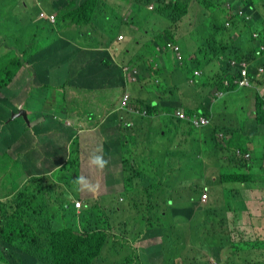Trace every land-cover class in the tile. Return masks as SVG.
<instances>
[{
    "label": "trees",
    "instance_id": "obj_1",
    "mask_svg": "<svg viewBox=\"0 0 264 264\" xmlns=\"http://www.w3.org/2000/svg\"><path fill=\"white\" fill-rule=\"evenodd\" d=\"M35 1L30 4L27 0L16 2L19 12L27 20L22 22L18 29L21 34H25L24 37L16 33L0 34V49L6 48L0 53V120L7 123L11 119L6 117L5 108L16 110V106L10 107V95L13 92L10 84L14 82L19 72L24 71V66L28 63L29 68L33 69L34 79L44 83L52 80L59 88L64 85H73L77 89L91 88L90 85L95 82L101 84L97 80L101 77L112 79L109 83L111 85L123 86L124 91H129L128 100L136 111L137 119L130 128L123 127L125 136L130 142L136 143V151L140 150V142L145 140L153 141L154 145L157 141L158 147L150 148L154 153L147 161L143 158L139 160L138 153L131 159L128 153L104 155L102 151L103 154L100 155L106 163L110 159L119 163L123 191L116 200H113L110 194L86 199L79 212L73 200L75 195L73 188L76 189L73 182L80 176L79 172H74L76 178L74 173H70L69 182L62 184L58 191L55 190L59 184L56 189L50 190L48 178L51 176L29 178L30 183L32 178L43 179L42 188L40 185L37 188L27 185L21 190L15 187L14 193L10 189L6 192L1 190L0 263L153 264L152 257L160 255L163 264H204L196 259L197 255H194L195 260L192 262L191 257H187L189 254L183 252L193 247L202 250L207 239L212 246L207 252L215 260L219 259L224 249L228 247L231 253H227L226 256L227 259L231 258V262H228L231 264H239L236 259L234 260V254L238 252L241 254L243 251L262 250L260 253L264 255V239H243L237 241L235 245L225 225L227 223L225 213H240L245 209V205L239 203L237 192L238 187L250 189L252 175L247 171L252 168H249L250 163L243 156L249 150L243 137L244 122L240 117H233L235 113L245 114L248 110L241 109L240 105L233 107L228 101L218 107V102L237 87L251 88V92H254V99L251 100L254 101L255 124L258 128L256 135L263 132L264 0H240L244 4L245 15L250 16L248 20H245V15L239 16L233 11L231 14H225L227 11L224 10V5L229 4L231 10L239 7L234 0H202L204 4L199 0ZM40 3L48 12H56L55 24L38 18L42 10ZM152 5L153 9L150 11L148 8ZM1 7L4 6L0 4V27L7 26L10 21V12L3 11ZM141 8H147L148 12L153 14V21L149 25H160L159 33L169 38L167 42H161L154 36L151 50L135 55V47L133 50L125 48L124 42L130 36L135 37L134 34L139 33V29H142L141 36L150 31L148 26L141 28L136 21L137 17L143 18L137 12ZM214 8H219L220 13ZM208 11L209 13H206ZM195 12L204 14L201 15L203 21H199L197 31L202 39L199 36L194 38L196 34L193 37L198 45V52L195 49L194 55L209 57L211 60L223 57V61L218 73V68L216 72L212 69L209 74L196 81L194 86L178 93L180 83L187 80L193 70L177 65L173 68L178 61L170 45L182 48L184 56L194 47L189 46L191 34H185L179 23ZM223 14L229 16L233 29L225 28L223 20H220ZM100 15L103 16L101 21ZM164 18H168L166 23L163 21ZM239 22L244 24V28L237 38L235 32L239 29ZM219 25L225 31L230 30L225 47L210 49L205 43L200 44L214 39L216 35L212 33V29H220ZM206 27L211 31L208 34L204 33ZM66 29L75 32L79 43H72L60 34ZM47 30L50 33L49 37H53L52 41L49 44L38 42V34ZM157 46L165 48L159 50ZM257 50L261 51V55ZM73 53L77 56L74 59ZM60 56L69 63L68 75L63 77H59V72L53 67L50 70L48 66H44L49 59H57ZM234 59L238 65L247 63L248 76L251 78L250 86H241L235 81L236 78H241L242 74L241 66L233 67L231 64ZM163 63L170 67L162 66ZM60 67L61 64L58 68ZM138 68L148 69L150 77H154L153 80L150 79L153 83H150L148 91L144 88V84L148 82L147 78L145 75H139ZM170 68H173V71ZM27 73L31 76L29 72ZM25 77L18 78L17 81L21 79V83L18 84L22 87L19 88L20 91L25 90L28 93L30 83L26 82ZM132 77L138 78L132 85L137 83L134 89L139 93L128 87L131 84L128 81H132ZM224 78L227 79L228 85H225ZM221 89L228 92L220 95L218 92ZM189 92L191 94H187ZM161 94L168 95L169 99H163L160 97ZM178 94L183 96L179 97ZM22 95L24 100L26 95ZM33 110L39 116L45 110V106L35 105ZM76 116L73 117L74 126L81 113ZM124 116L125 114H121L122 118ZM202 117L206 118L208 123L205 127L199 128L203 124ZM117 125L120 129L123 125L119 112L112 113L101 125V132L105 136H111V131L115 130ZM72 128L60 126L58 130L71 133L70 150L75 144H80V136L75 134ZM33 131L27 129V136L31 137ZM220 132L230 136L226 139V146L230 140L235 142L232 154H226L224 148L226 146L218 141ZM13 136L16 137V133ZM208 139L213 140L214 146L220 149L221 157L215 165L206 166L207 171H213L211 174L203 170L194 175L188 171L194 169L199 158L198 153ZM115 140L104 138L101 148H107L109 151ZM237 149H241L242 155L237 154ZM52 153L56 151L49 154ZM207 154L212 155V152L207 151ZM80 161L79 168H82L83 161ZM87 168L94 169L89 163ZM141 176L146 182L145 190H141L136 184V180H141ZM205 187L211 193L212 200L206 210H203L204 205L200 199ZM136 191L141 194L135 193ZM77 192L80 195V191ZM78 194L75 200L79 197ZM124 198L129 200L132 198L131 205L136 214L134 216H137L135 220L128 218L123 221L124 213H128L127 209H122L124 206L118 200L124 203ZM146 198L148 201H145ZM51 203L57 204V208L63 212L59 220L52 215L54 208H51ZM172 212L177 215L173 216ZM205 223H210L214 235L202 236L206 228ZM147 230L154 234L146 233ZM165 233L166 239L162 246L149 248L134 246L145 234L149 236ZM241 235L239 232V236ZM241 264L264 263L255 260Z\"/></svg>",
    "mask_w": 264,
    "mask_h": 264
},
{
    "label": "rangeland",
    "instance_id": "obj_2",
    "mask_svg": "<svg viewBox=\"0 0 264 264\" xmlns=\"http://www.w3.org/2000/svg\"><path fill=\"white\" fill-rule=\"evenodd\" d=\"M29 4L33 0H27ZM17 0H0V4H2L4 7H1L3 11L8 10L10 12V21H8L7 26H1L0 27V34L4 33H16L17 35L23 36L25 34H21L18 29L20 28V24L22 22H26V18L22 16V14L19 12V8H17L16 4ZM34 2H36L34 0ZM200 3L204 4L202 0H199ZM236 5L244 7V4L240 0H236L235 2ZM149 9V8H148ZM147 8H141L138 12L140 17H143L142 19L137 17L136 21L139 23V26L146 27L148 26L150 28V31L146 34H143L141 36V31L142 29H139L138 32L134 34L135 37L130 36L128 40L124 42L125 48H130L133 50L135 47V55L139 54L142 51L145 50H151L152 44H154V39L153 37L155 36L158 38L161 42H166V40L169 37H166L165 35H162L159 33L160 31V25H149V23H152V17L153 14L148 12ZM215 10H220L219 8H214ZM238 9V7L236 8ZM150 10V9H149ZM151 11V10H150ZM207 11V8L205 9ZM213 11V10H211ZM206 13H209L206 12ZM220 13V11H219ZM103 16H99V20L101 21ZM209 18V17H207ZM24 20V21H23ZM105 21V20H104ZM103 21V22H104ZM164 23L168 21V18L163 19ZM158 24V23H156ZM199 25V13H191L190 19L189 17H186L184 21L179 23V26L183 28V32L189 33L191 28L193 26ZM239 29L235 32V36L240 37V31L243 30L244 24L243 23H238ZM106 29V28H105ZM213 31V29H212ZM70 29L62 30L61 35L67 37L69 41L72 43H79V38ZM209 28H205L204 33L208 34L210 33ZM230 30L228 29L222 34L225 38L228 36V33ZM239 33V34H238ZM50 33L48 30L46 32H41L38 34V42H44V43H50L52 41L53 37H49ZM189 35V34H188ZM199 36L200 38L202 37L200 34L196 35L194 38ZM188 40L189 46H198L196 44L195 39ZM190 39V38H189ZM202 39V38H201ZM14 40V38H12ZM73 40V41H72ZM85 40V39H84ZM194 40V41H193ZM82 42V40H81ZM152 43V44H151ZM205 42H201L200 44H203ZM142 44V46H141ZM192 44V45H191ZM258 48V47H257ZM2 49V50H1ZM0 53L6 48H1ZM131 53V52H130ZM257 53L261 55V51L257 50ZM133 55V56H135ZM131 55H128L130 57ZM76 54H72V58H76ZM26 63V62H25ZM24 63V64H25ZM61 64V67L59 65ZM144 65V64H143ZM44 66H48L50 70L52 67L56 70V72H59V77H63L67 74L68 72V66L69 63L62 57L60 56L57 59H49L48 63H45ZM162 66L169 67V65H165L163 63ZM38 68V66H36ZM25 70H27L31 76H26V82L30 83V86L28 88L30 89V94H28L25 90H21L19 94H25L26 97L22 103V106H18L15 101L13 103L15 105H10V107L16 106V109H25L28 112V118L25 119L23 116L19 117H14L13 119H10L9 122H4L3 120H0V191H12L14 193V188L18 187L20 190L23 185H25V179L27 177H30L32 173H48L50 172L51 177L48 178L51 186L50 190H54L58 187L59 185L66 184L70 177V173L74 172H79L80 176L86 177L89 181L92 183H98L99 188L96 193H90L87 191H80L82 192V197L83 199H88V198H99L101 196H104V194H110L112 195L113 200H116L118 195L121 194L123 191L124 185L122 181V176H121V171H119V163L116 162V160L110 159L109 162H107L104 166V168L101 169H88L87 164L88 162H84L82 168H79L80 160H85L88 161L89 157L93 154L98 155L102 151L104 155H110L113 154L112 151L115 152H120L123 151V154H129L131 156V159H134L137 156L139 160L140 158L144 160H149L152 156L153 150L150 148L154 146V148L158 147L157 141H142L140 142L139 147L140 150L136 151V143L135 142H130L129 140H126L125 143H123V146L117 145L114 146L113 148L107 150L105 149H98V145L95 146L94 143H87L84 139H80V144H75L72 149L70 150V141L71 139L69 138L71 133L65 132V135H67V143L65 145L62 144V142H59V134L61 131H58L60 129V126L62 124L66 125L67 118L68 117H62L61 112H66V113H72L73 110H76L77 112L84 114L87 113L91 115L89 117L86 115L84 117L85 120H91V121H97L95 117H99L103 111L106 109L112 110L116 104L119 102L120 98L122 97L124 87L123 86H118V85H111L109 83L112 82V79L106 78V77H101L98 80L99 83L101 84H91V88H75L71 85H64L63 87H58V84L53 82L52 80H49L50 82H45L44 81H35L34 80V74L32 72V68H29L28 63L25 64L24 66V71L21 73L22 78H24L25 75ZM44 70V69H43ZM139 70V75L143 76L145 75L147 78V83L144 84V88L148 91L150 88V83H153L151 80L154 79L153 76L150 77V72L148 69H140ZM164 70V67H163ZM45 71V70H44ZM162 71V70H161ZM68 75V74H67ZM54 80V79H53ZM21 79H19L15 85L20 84ZM131 83V82H129ZM156 83V82H155ZM140 82L138 83V85ZM11 85V84H10ZM128 87H131L134 89V86L132 84L128 85ZM15 89H19L22 87H14ZM186 89V88H185ZM184 89V90H185ZM160 90V89H159ZM183 89H180V93L184 91ZM135 93H139V91L135 90ZM251 88L248 87H237L235 90L232 91V93H229L226 97L222 98L218 102V107H220L223 103L229 102L233 104V107H237L240 105L241 109H247L248 110V116L253 115L254 116V104L251 99H254V92H251ZM252 96H251V94ZM187 94H191L190 92ZM194 95V94H193ZM177 95H175L176 97ZM178 96H183L181 94H178ZM160 97L163 99H169L168 95L166 94H161ZM190 97V95H189ZM250 97V99H249ZM187 100H189L188 97ZM160 100V99H159ZM161 101V100H160ZM35 105H43L45 106V111L41 112L39 116H37V113L33 110V106ZM9 108V107H8ZM15 108V107H14ZM13 108L6 109L5 108V113L6 117L10 118L12 117V114L14 112L12 111ZM241 114H236L234 117L239 118L241 117ZM37 117V119H36ZM130 119L135 122L137 119L130 117ZM231 119V118H230ZM241 120L244 122V119L241 118ZM32 124L30 125V123ZM99 124L100 121L98 120ZM136 123V122H135ZM86 126H90L87 122L83 123ZM67 126V125H66ZM75 127H78L81 129L80 125L76 123V125L71 129L77 133V130ZM89 128V127H86ZM27 129L30 131V129L33 131L32 136L28 137L27 135ZM83 129V128H82ZM258 130L256 124L254 123L251 127H248V122L246 121L244 125V134L243 136L247 143L252 139L254 133ZM83 131V130H81ZM81 131H79L77 134H80L81 138ZM98 132L96 133L97 136L95 135H87L86 139L87 140H92V139H97L100 135L103 136V133L100 130H97ZM58 132V133H57ZM114 130L111 131L113 133ZM16 133V138H12V147L11 149L7 150L8 143L2 144L5 140V138H8L10 135H13ZM35 133V134H33ZM57 137V140L56 138ZM28 138L30 139L28 141ZM162 140V139H161ZM124 141V139H123ZM102 140H101V145H102ZM229 145H227L225 148V153L226 154H232V152L235 149V142L230 140ZM66 145L68 150H66ZM215 144L208 139V142L203 143L200 152L198 153L199 158L194 166V169L192 171H188L194 175L199 174V171H207L206 166H212L215 165V162L221 157L220 154V149L214 146ZM148 148V149H145ZM52 151H56V153L49 154ZM207 151L212 152V155H208ZM192 152V151H190ZM32 156H44L50 158L49 162L45 161H33L34 164L40 166V171L42 172H26V168L22 164V160L24 158H30ZM67 157V158H66ZM69 159V160H67ZM72 159H75L76 161H72ZM43 160H46L44 158ZM68 161V162H67ZM248 162H252L253 166H250L249 168H252V171H257V179L250 181V189H245L242 187H238L239 193L237 192V196L240 198L239 203L244 204L246 203L248 206H254L255 210L254 212L262 211L257 208V201H260L261 199L257 200L258 194L261 195L262 193L264 194V165H263V159L260 154L253 155L251 158L248 159ZM118 167V171H117ZM69 168L71 171H66ZM153 171V170H149ZM208 172V171H207ZM75 176V173H74ZM61 181V182H60ZM42 183L43 180L36 179L34 180L33 178L31 179V183L27 185H35L39 186L42 188ZM137 186L140 187L141 190L146 189V182L142 179L141 180H136ZM263 188V190L261 189ZM62 189H64L62 187ZM244 190V191H243ZM135 193L141 194V192L136 191ZM0 197H2L0 195ZM81 197V198H82ZM108 199H110L109 196H107ZM121 199V198H120ZM118 200L120 204H123L124 207H122L123 210L127 209V213L123 215L125 221L128 218H133L135 220L137 216L135 215V211L133 210V206L131 205V200L125 199L124 198V203L121 200ZM211 193L209 192V200L208 202L204 205L203 210H206L208 204L211 202ZM145 201H148L147 198ZM250 201V202H248ZM263 202V201H260ZM54 203H51V208H55L53 206ZM264 204V202H263ZM264 205L260 204V208L263 207ZM264 211V207H263ZM235 212H228L226 213L227 215V223H228V230L230 231V235L233 236L236 241L239 240H248V239H258L263 240L264 238V232L263 231H258L257 236L258 238H254L255 234L254 231L252 230L250 225L245 224V226H240L242 223L240 219H244V222L247 221V217H249V211L244 210L240 215H237L236 218L234 217ZM254 213H252L253 215ZM133 217H131V216ZM173 216H176L177 214L175 212H172ZM203 215V213H202ZM229 216V217H228ZM253 217L259 221V218L256 215H253ZM205 218V216H204ZM57 220L60 219V217L56 218ZM122 222V221H121ZM188 225V224H187ZM205 230L202 233V236H207L208 235H214V231L210 227V223H205ZM238 226V228H237ZM239 228H245L244 230L241 231ZM254 229V228H253ZM241 231V232H240ZM239 232L242 234L239 236ZM146 233L154 234L151 230H147ZM166 239V233L162 235H149L142 237V239L138 242L135 243L134 246L142 247V248H149L153 246H162L164 244V241ZM203 249L200 250L197 247L193 248H188L184 250V254H189L187 257H191L190 259L192 262L195 260L194 255H197V260L200 261V263H206L207 261L209 264H216V262H219V264H231L228 262H231V258L227 259L226 255H220V258L217 259L216 261L213 260L212 256L207 252L208 249H210L212 246L210 245V240L207 239L206 244L203 245ZM212 249V248H211ZM225 252L231 253L230 248L224 249ZM262 250H258V252H250L249 251H243L241 254L236 253L234 254V258L238 261L239 264L241 262L243 263H249L251 261H261L264 263V255L260 253ZM152 263L153 264H163L162 262V257L160 255H155L152 257ZM196 263V261H195ZM2 264V263H0Z\"/></svg>",
    "mask_w": 264,
    "mask_h": 264
},
{
    "label": "clouds",
    "instance_id": "obj_3",
    "mask_svg": "<svg viewBox=\"0 0 264 264\" xmlns=\"http://www.w3.org/2000/svg\"><path fill=\"white\" fill-rule=\"evenodd\" d=\"M236 0H234V2H235ZM195 7H196V5H195ZM149 9L150 10H152L153 9V5L152 6H150L149 7ZM243 9H245L244 7H242V6H239L238 7V9H235V10H231V6L229 5V4H227V5H224V10H226L227 12H225V14H231L232 13V11L233 12H235V13H237L239 16H244L245 15V11L243 10ZM44 14V15H46V17H44V16H41V14ZM204 14V13H203ZM203 14H199V21H203L202 20V18H201V15H203ZM48 15H54L55 16V21L54 22H51L48 18H47V16ZM189 16H191V14L189 15ZM188 16V17H189ZM38 18L39 19H45V20H48V21H50L52 24H55V22H56V15L54 14V13H48V12H46V11H44V10H41L40 11V14H39V16H38ZM250 18V16L249 15H245V20H248ZM189 19H190V17H189ZM220 20H223V22H224V24H225V28H230V29H233V26H232V24H231V21L229 20V16H226V15H222V17L220 18ZM199 24H200V22H199ZM221 28L219 29V28H213V31H212V33H215V35H216V37L214 38V39H211V40H208V41H206L205 42V45L207 46V47H209L210 49H217V48H224L225 47V44H226V42H227V39H228V36L225 38L222 34H220V33H224V32H226L225 30H224V28H222V26L221 25H219ZM199 30V25H196V26H193L192 28H191V30H190V32L189 33H186L187 35L188 34H191V36H192V38H190V40L191 39H193V37L195 36V34L197 35V31ZM234 30H236V29H234ZM237 31V30H236ZM228 35H229V33H228ZM237 37V36H236ZM168 41V40H167ZM166 41V42H167ZM168 44H169V42H168ZM167 44V45H168ZM158 48H159V50H162V49H164L165 48V46H163V47H159V46H157ZM170 47L171 48H173L174 50H172L173 52H174V55H175V57H176V61H178L176 64H174L173 65V68L174 67H176V65H177V67H179V66H181V67H185V68H191L192 70H193V73L191 74V75H189V77H188V79L187 80H184V81H182L181 83H180V85H179V88H178V93H180V89H185V88H189V87H192V86H194L197 82L196 81H199L200 80V78L201 77H203L204 75H206L207 73L209 74V72L212 70V69H215V72L217 71V68H218V71H217V73L220 71V66H221V63H222V61H223V57H221V58H218V59H215V60H211V59H209V57H205V56H200V55H198V56H196V55H194L195 54V49H196V51L198 52V46H196V48H195V46L194 47H192V48H190L189 50H188V52H191V54H188V52H187V55L186 56H184V54H183V50H182V48H180V47H178V46H176V45H170ZM167 50H169V49H167ZM166 51V50H165ZM164 51V52H165ZM231 64L233 65V67H235V66H241V74H242V77L241 78H236L235 79V81H238L239 82V84L241 85V86H250L251 85V83H250V80H251V78L248 76V73H249V70H248V67H247V63L246 62H243V63H240L239 65L237 64V62H236V60L234 59V60H232V62H231ZM197 65H199V66H197ZM170 67V66H169ZM173 68H170V70L171 71H173ZM186 71V70H185ZM17 77V76H16ZM15 77V78H16ZM18 78H22V77H20V72H19V74H18ZM225 79V78H224ZM15 80V79H14ZM127 81V80H126ZM136 81H138V78H136V79H134L133 77H132V81H128V82H131V84H132V82H136ZM242 81H246L245 83H242ZM15 82V81H14ZM14 82L10 85L11 87H12V89H13V92H12V94L10 95V101H11V104L13 103V101H15L16 103H17V105L18 106H22V103H23V95L22 94H19V92H20V89H15L14 87H16V86H18L19 87V85L17 84V85H15L14 86ZM17 82V81H16ZM228 81H227V79H225L224 80V83H226L225 85H228V83H227ZM130 85V84H129ZM137 85V83H133V86L135 87ZM28 86H30V85H28ZM127 89H128V87H127ZM223 90V91H222ZM226 92H228V91H226L225 89H221V91H219L218 93L220 94V95H223L224 93H226ZM126 94H128L129 95V91H127V90H125L124 92H123V94H122V97L120 98V100H119V102L116 104V106L114 107V108H116L117 107V110L116 111H113V112H111V114L112 113H118L119 112V117H120V119H121V123H123V125H122V127H121V129L119 128V126L117 125V126H115L116 128H115V130H114V132L111 134V136H105L104 134H103V136H99V137H97V139L95 138V139H92V140H87L86 139V137H87V135H95V136H97L96 135V133L98 132L97 130H100L101 131V125L99 124V122H98V120L100 121V123L101 124H104L106 121H107V116L110 114H108L107 116H106V111H103V113L99 116V117H95V119L97 120V121H93V122H97L98 123V125H97V127H95V125H94V123H90V121H87V120H85V119H83V123L84 122H87L90 126H86V127H89V128H86L85 127V125L82 123L81 125H80V127H82L81 129H79L78 127H75L76 129H78L77 130V133L79 132V131H81V130H83V131H81L82 133H81V138L80 139H84L85 141H87V143H94L95 144V146H99V147H97L98 149H103V147L101 148V140H102V142H103V140H104V138L105 139H108V140H110L111 138H115L116 140H115V142L112 144V147L111 148H113L114 146H117V145H120V146H123V143H125V141L126 140H129V138H127L126 136H125V133H124V128L123 127H127V128H130V125H133L134 124V122L130 119V117H132V118H136V111L134 110V107L129 103V100H128V98H129V96H128V98L127 99H125V95ZM211 98H214L213 96H211ZM215 101H217V100H215ZM14 104V103H13ZM15 105V104H14ZM113 108V109H114ZM16 109V108H15ZM20 110H22V109H19V110H12V112H14V113H17V112H19ZM23 110H25V109H23ZM27 111V110H26ZM14 113L12 114V117H10L11 119H13L14 117H13V115H14ZM27 114H28V112H27ZM121 114H125V116H124V118H122L121 117ZM237 114V113H236ZM238 114H241V113H238ZM86 115H88L89 117H91V115H89V114H82L81 116H80V119H82V118H84ZM235 115V114H234ZM234 115H233V117H234ZM242 116L240 117V118H243L244 119V125H245V123H246V121L248 122V124H249V126L251 127L255 122H256V116L254 115H249L248 116V113H245V114H241ZM23 116V115H22ZM15 117H19V116H15ZM24 117V116H23ZM232 117V118H233ZM255 119V120H254ZM201 121H202V123L203 124H201L200 126H199V128H203V127H205V125L208 123V120L206 119V118H204V117H202L201 118ZM78 123V122H77ZM31 124V123H30ZM66 125L68 126V127H74V122H73V120L72 119H69V118H67V122H66ZM75 132V131H74ZM77 133H75V134H77ZM243 133H244V131H243ZM14 135V134H13ZM13 135H10L8 138H5V140H4V142L2 143V144H6V143H8V146L10 145L9 144V142H11V138H14V136ZM245 135V134H244ZM79 136H80V134H79ZM229 135L228 134H225V133H223V132H220V134L218 135V141H220V142H222V144H223V146H226V139H229ZM79 139V140H80ZM123 139H124V141H123ZM12 143V142H11ZM103 144V143H102ZM246 144H247V146H248V148H249V150L243 155L244 157H245V160L248 162V159L249 158H251L253 155H257V154H260L261 156H262V159H263V165H264V130H263V132L261 133V134H259L258 135V142H257V149L259 150V151H253V152H251V149L253 148V147H251V144H253V139H251L248 143L246 142ZM8 146H7V150H9L10 148H8ZM110 148V149H111ZM66 150H68V148H66ZM236 152H237V154H239V155H242V151H241V149H237L236 150ZM102 153V152H101ZM100 153V154H101ZM112 153H123V151H120V152H115V151H112ZM100 154H98V155H95V154H93V155H91L90 157H89V160H88V163H89V166L90 167H94V168H96V169H103L104 168V166H105V164H106V161L103 159V157L100 155ZM103 154V153H102ZM83 161V163L86 161V159L85 160H82ZM250 163V162H249ZM84 165V164H83ZM250 166H253V164H252V162L250 163ZM66 171H71V170H69V169H67ZM250 171H252V170H250ZM42 172V171H41ZM207 172V171H206ZM211 172H213V171H208L207 172V174H211ZM213 175V174H212ZM32 176H38V177H44V176H51V174H50V172H49V174L48 173H32L31 175H30V177H27V179H25L24 181H25V185H23L22 186V188H24L25 186H27V184H29L30 183V180H29V178H31ZM213 177H214V175H213ZM74 178H76V174H75V176H74ZM39 180H43V179H39ZM61 182V181H60ZM74 185L76 186V189H74L73 188V190L75 191V195L73 196L74 197V201H75V207H76V209L78 210V212L83 208V203H84V200H86V199H83V197H82V192L80 193V195L78 194V192L77 191H87V192H90V193H96L97 192V190H98V188H99V184L98 183H92L91 181H89L86 177H83V176H81V177H78L74 182ZM62 185H60L55 191H58L59 190V188L61 187ZM71 186H73V184L71 185ZM38 186H35V185H33L32 186V188H37ZM21 188V189H22ZM71 188V187H70ZM262 190H263V188H261ZM69 191L70 190H72V189H68ZM77 190V191H76ZM205 193H207L208 194V199L206 200V201H203L202 200V197H203V195L205 194ZM76 194H78L79 195V197L77 198V200H75V196H76ZM82 197V198H81ZM78 199H80V200H78ZM89 199V198H88ZM259 199H261L260 201H264V194L262 193L261 195H259L258 194V198L256 199V201L257 200H259ZM208 200H209V192H208V188L207 187H205V191H204V193L201 195V199H200V201H201V204H203V205H205L207 202H208ZM244 205H245V209L244 210H246L247 211V206H246V204L244 203ZM262 205H264V204H262ZM53 206L55 207L54 209H52L53 210V213H52V215H54L56 218H58V217H62L61 215H62V211H60L59 210V208H57L58 206H57V204H53ZM264 207V206H263ZM263 207H261L260 208V210H262V211H260V212H262L263 214H264V211H263ZM244 210H242V212L244 211ZM254 211V210H253ZM226 214V213H225ZM241 214V212L240 213H235L234 214V217L236 218V216L237 215H240ZM136 215V214H135ZM134 216V215H133ZM262 216V215H261ZM229 217V216H228ZM228 221V219H227V215H226V222ZM63 225H64V223H63ZM226 225V228H227V230H228V223H226L225 224ZM241 232V231H240ZM228 233L229 234H231L230 233V231L228 230ZM233 239V241H234V244L236 245V239L233 237V236H231ZM248 240H255V239H248ZM259 240V239H258ZM227 254V252H225V251H223L222 252V254H221V256L222 255H226ZM213 258V257H212ZM213 260H215L214 258H213ZM234 260H235V258H234ZM216 261V260H215ZM216 264H219V262H216Z\"/></svg>",
    "mask_w": 264,
    "mask_h": 264
},
{
    "label": "crops",
    "instance_id": "obj_4",
    "mask_svg": "<svg viewBox=\"0 0 264 264\" xmlns=\"http://www.w3.org/2000/svg\"><path fill=\"white\" fill-rule=\"evenodd\" d=\"M41 1V0H40ZM39 3V2H38ZM40 5H41V3H40ZM41 8H42V10H44V11H46V12H48L46 9H44L43 7H42V5H41ZM49 13V12H48ZM52 13H54V14H56V12H54V11H52ZM25 75L24 76H29L28 75V71L27 70H25ZM21 73L22 72H20V76H21ZM17 79H18V75H17V77L15 78V82H14V86H15V84H16V81H17ZM35 81H37L36 79H34ZM95 84H96V82H95ZM71 86H73V85H71ZM13 90V89H12ZM28 94H30V89L28 88ZM117 110V107L116 108H114V109H112V110H109V109H106L105 111H106V116H107V118L106 119H108L109 117H110V115H111V112H113V111H116ZM45 111V110H44ZM62 113V117H68L69 119H72L73 120V117H77L76 116V114H78L79 112H77L76 110H73L72 111V113H66V112H61ZM115 113V112H114ZM83 119L84 118H82V119H79L78 118V124H82L83 123ZM116 119V115H115V117H114V120ZM255 120V119H254ZM88 121H90V123H94V125H95V127H97V125H98V123L97 122H93V121H91V120H88ZM74 122V121H73ZM66 126L65 125H61V128H65ZM248 127H250L249 126V124H248ZM33 134H35V133H33ZM66 136L67 135H65V132H62L61 131V133H59V138H60V140H59V142H62V144L63 145H65L66 143H67V140H66ZM14 138H16V137H14ZM56 138V140H57V137H55ZM252 139H253V144H251V147H253L252 149H251V152H253V151H259L258 149H257V142H258V135H256V132L254 133V135H253V137H252ZM11 140H12V138H11ZM30 139L28 138V141H29ZM212 142H213V140H211ZM12 142V141H11ZM11 142H9V144H10V149H11V147H12V143ZM71 142V141H70ZM67 145H69V144H67ZM67 145H66V148H67ZM123 152H124V150H123ZM44 158H46V160H43ZM50 158H48V157H44V156H32V157H30V158H24L23 160H22V164H23V166L26 168V172H41L40 171V166H38V165H36V164H34L33 163V161H40V162H42V161H45V162H49L50 160H49ZM69 169V168H68ZM249 174H251L252 175V180H256L257 178V171H247ZM263 185H264V181H263ZM248 202H250V201H248ZM264 202V201H263ZM263 202H260V201H257L256 203H257V208L258 209H260V204H263ZM246 204V203H245ZM246 206H247V211H249V217H247V221L246 222H244V219H240V221L242 222L241 224H240V226H245V224H247V225H250L251 226V228H252V230L254 231V234H255V237L254 238H258V236H257V232L258 231H263L264 232V214L262 213V212H260V211H258V212H254L253 210H255V207L252 205V206H248L247 204H246ZM242 213V212H241ZM252 213H254L253 215H256L258 218H259V221L257 222V220L253 217V215H252ZM262 215V216H261ZM237 228H238V226H237ZM254 228V229H253ZM239 229H241V231L242 230H244L245 228H239ZM259 239V238H258ZM264 239V238H263Z\"/></svg>",
    "mask_w": 264,
    "mask_h": 264
},
{
    "label": "built area",
    "instance_id": "obj_5",
    "mask_svg": "<svg viewBox=\"0 0 264 264\" xmlns=\"http://www.w3.org/2000/svg\"><path fill=\"white\" fill-rule=\"evenodd\" d=\"M41 16L46 17V15H44L43 13L41 14ZM47 18H48L51 22H54V21H55V16H54V15H48ZM245 82H246V81H242V83H245ZM128 96H129V95L126 94V95H125V99H127ZM207 199H208V194L205 193V194L203 195V197H202V200H203V201H206Z\"/></svg>",
    "mask_w": 264,
    "mask_h": 264
},
{
    "label": "water",
    "instance_id": "obj_6",
    "mask_svg": "<svg viewBox=\"0 0 264 264\" xmlns=\"http://www.w3.org/2000/svg\"><path fill=\"white\" fill-rule=\"evenodd\" d=\"M24 116V118L25 119H27L28 118V114H27V111L26 110H20L19 112H17V113H14V115H13V117H15V116Z\"/></svg>",
    "mask_w": 264,
    "mask_h": 264
}]
</instances>
